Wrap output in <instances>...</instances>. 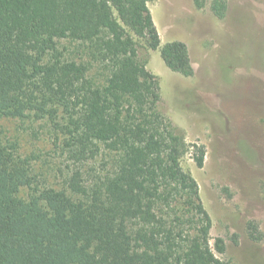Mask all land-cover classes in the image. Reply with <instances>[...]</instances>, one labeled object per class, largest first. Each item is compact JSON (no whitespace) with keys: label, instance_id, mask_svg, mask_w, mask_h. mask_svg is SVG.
I'll use <instances>...</instances> for the list:
<instances>
[{"label":"trees","instance_id":"trees-1","mask_svg":"<svg viewBox=\"0 0 264 264\" xmlns=\"http://www.w3.org/2000/svg\"><path fill=\"white\" fill-rule=\"evenodd\" d=\"M153 1L0 0V120L40 124L65 157L56 187L0 138V264H227L182 166L190 146L140 57L143 43L194 75L184 42L162 44ZM210 8L224 20L229 0Z\"/></svg>","mask_w":264,"mask_h":264},{"label":"rangeland","instance_id":"rangeland-1","mask_svg":"<svg viewBox=\"0 0 264 264\" xmlns=\"http://www.w3.org/2000/svg\"><path fill=\"white\" fill-rule=\"evenodd\" d=\"M211 2L202 9L193 0L149 5L162 44L188 46L192 77L172 71L143 43L139 53L160 84L159 111L190 146L182 166L199 184L213 241H225L226 251L216 256L227 264H264V0H229L224 20ZM0 138L38 156L37 172L60 186L56 170L65 157L40 124L1 119ZM193 145L206 148L202 168Z\"/></svg>","mask_w":264,"mask_h":264}]
</instances>
